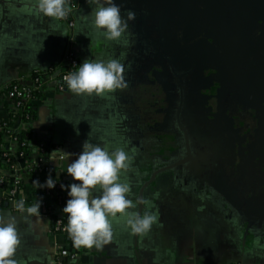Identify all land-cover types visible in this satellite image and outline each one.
Returning a JSON list of instances; mask_svg holds the SVG:
<instances>
[{
    "label": "crops",
    "instance_id": "0c3cea01",
    "mask_svg": "<svg viewBox=\"0 0 264 264\" xmlns=\"http://www.w3.org/2000/svg\"><path fill=\"white\" fill-rule=\"evenodd\" d=\"M75 1L80 63L118 58L128 86L102 95L45 92L34 105L33 133L52 151L78 154L90 132L92 143L125 147L134 160L122 179L134 201H150L132 211L158 215L147 234L114 222L102 249L72 250L75 264H264V113L244 99L246 77L264 78L260 22L245 16L244 0H117L122 15L136 12L124 44L95 29L96 4ZM34 4L0 0V123L13 84L64 63L67 24L36 14ZM74 159L53 161L65 185L79 183L67 174ZM18 166L0 156V180L22 175L19 197L38 202L40 179ZM0 214L17 218V264L60 262L58 247L69 241L52 232L51 218L27 217L7 201Z\"/></svg>",
    "mask_w": 264,
    "mask_h": 264
},
{
    "label": "clouds",
    "instance_id": "9594fccd",
    "mask_svg": "<svg viewBox=\"0 0 264 264\" xmlns=\"http://www.w3.org/2000/svg\"><path fill=\"white\" fill-rule=\"evenodd\" d=\"M89 3L96 4L92 20L95 29L107 40L127 44L125 37L129 22L135 20L136 12L129 9L126 15H122L117 0H89ZM32 10L53 21L66 18L71 11L67 0H35ZM124 73L125 65L118 58H86L75 71L64 76V81L77 95H102L126 88L128 85ZM90 133L80 153L64 149H54L50 153L51 161L56 164L76 156V159L68 163L67 174L79 183H61L60 187L67 191L69 197L62 211L67 214L66 231L73 247L77 249H102L109 244L114 237L116 221H122L132 234H147L158 220L154 212L145 211L141 214L132 211L138 205L150 206V201L144 197L134 201L131 198V184L122 179L124 173L132 167L134 156L123 146L110 149L107 144L92 143ZM33 183L39 189H55L57 185L51 171L44 182L37 179ZM42 204V197L30 206L21 198L14 202L13 207L27 217L39 220L42 219ZM20 243L16 216L0 214V264H17L13 257ZM75 261L73 257V264Z\"/></svg>",
    "mask_w": 264,
    "mask_h": 264
},
{
    "label": "built area",
    "instance_id": "2783aa9c",
    "mask_svg": "<svg viewBox=\"0 0 264 264\" xmlns=\"http://www.w3.org/2000/svg\"><path fill=\"white\" fill-rule=\"evenodd\" d=\"M67 6L71 9L68 16L62 19L63 22L67 24L68 27V47L65 55L64 63L61 68L54 69L50 68L48 70H37L32 72L29 76L28 82H18L13 84L7 91L6 97L11 101V107L9 109V115L13 118L23 110H26L28 107L34 106L37 99L43 95V93L48 91H55L58 93H64L70 89L67 87L66 82L64 81V76L69 72L75 71L80 63L77 51V40L75 38V29L76 21L74 19V14L77 11V2L75 0H67ZM29 116H27V119ZM4 128L6 127V119L2 121ZM25 133V140L23 143L18 145V136L15 130L8 131V134L11 136L9 139L5 138L4 142L1 144L0 156L2 157L3 162L12 170L20 171L19 164H23L25 170L33 172L36 177L40 179L41 182H44L51 171V174L56 178V188L55 189H42L41 197L43 198V204L41 207V214L51 218L53 220V229L52 232L56 235L67 236L69 241V247L63 248L58 247V258L60 262L58 264H72L73 257L76 258V254L72 252L73 247L72 240L69 238V235L66 231L67 217L64 216L62 211L63 207L66 204L67 199H69L67 192L58 197L57 209H53L49 205V200L56 194V192L61 190L60 184L63 183L57 176H55L56 171L51 161L50 153L52 152L51 148L47 155V147L45 143H41L38 146L37 152L38 157L34 160H29L26 157V152L24 149L27 148L31 133L27 125H24L22 130H19L18 133ZM11 144L14 149L12 151L5 150V144ZM14 159V161H13ZM17 164V165H16ZM22 190V180L17 177L13 182H7L6 180H0V201H7L14 204L15 201L21 199L19 197ZM35 199V198H34ZM41 199V198H40ZM27 205H32L33 200L25 199ZM55 213H58L55 216ZM55 216V217H53ZM66 253V254H65Z\"/></svg>",
    "mask_w": 264,
    "mask_h": 264
},
{
    "label": "trees",
    "instance_id": "16d2710c",
    "mask_svg": "<svg viewBox=\"0 0 264 264\" xmlns=\"http://www.w3.org/2000/svg\"><path fill=\"white\" fill-rule=\"evenodd\" d=\"M10 109V108H9ZM36 115V110L34 106L28 107L26 110L20 111L15 118H13L12 116L9 115V110H8V116L6 118V127L4 128L3 126V122L0 123V146L1 144L4 142L5 138H10L11 136L8 134V131H13L15 130L18 136V145L23 143L25 140V133H18L19 130H22L24 125H27L28 129L30 131H32V123L34 121ZM27 116H29V118L27 119ZM40 144V141L37 140V138H35L34 133H31L30 139H29V143L28 146L25 150L26 152V157L27 159L31 160L30 155L34 152L37 151L38 146ZM5 150L6 151H12L14 149V147L7 143L5 144ZM46 147H47V155L48 152L50 151L51 145L49 143H46ZM1 152H3L0 148V154ZM14 161V159H13ZM17 165V164H16ZM23 173L25 175H32L35 176L36 175L33 172H29L28 170L23 171ZM56 176V175H55ZM19 178H21V180L23 181L22 175L18 176ZM66 190H60L58 192H56V194L49 200V205L53 207V209L58 210L57 207V202H58V197L64 193H66ZM58 213H55V216ZM53 216V217H55ZM65 217H67V214H64Z\"/></svg>",
    "mask_w": 264,
    "mask_h": 264
},
{
    "label": "flooded vegetation",
    "instance_id": "af4514ba",
    "mask_svg": "<svg viewBox=\"0 0 264 264\" xmlns=\"http://www.w3.org/2000/svg\"><path fill=\"white\" fill-rule=\"evenodd\" d=\"M240 5H243V7H242L243 9H244V7L254 6L258 10L256 12L257 17H254L253 19L256 20L257 22L259 21V19L261 21L264 20V2H260V1L247 2V1H245L244 4L241 2ZM252 13H254V10L252 11ZM245 81L246 82L244 83V85H245V87H244V92H245L244 99L246 101L249 100V102L251 104H253V102L256 101V104H253V105L257 107V110L262 115V113H264V78L259 80V81L249 82L250 80L248 79V77H246ZM248 86H250V90L246 89V87H248ZM259 99H260V101H259Z\"/></svg>",
    "mask_w": 264,
    "mask_h": 264
},
{
    "label": "water",
    "instance_id": "95a60500",
    "mask_svg": "<svg viewBox=\"0 0 264 264\" xmlns=\"http://www.w3.org/2000/svg\"><path fill=\"white\" fill-rule=\"evenodd\" d=\"M212 1H215V0H212ZM245 1H247V2H253V1L264 2V0H244V2ZM243 11H244L245 16L249 17L251 20H252V18L257 17L256 12L252 13V9L250 7H244ZM262 21L264 22V20H262ZM259 22H260V28L264 29V23L261 22L260 19H259ZM255 23H257V22H255Z\"/></svg>",
    "mask_w": 264,
    "mask_h": 264
}]
</instances>
